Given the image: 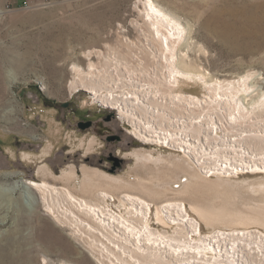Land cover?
<instances>
[{"label":"rangeland","instance_id":"1","mask_svg":"<svg viewBox=\"0 0 264 264\" xmlns=\"http://www.w3.org/2000/svg\"><path fill=\"white\" fill-rule=\"evenodd\" d=\"M155 2L181 18L185 25V44L182 50L177 51L178 61L188 70L201 72L204 76L200 80L181 78L177 93L204 98L207 95L205 83L213 79L234 80L248 71L253 74L250 80L253 88L244 96L246 105L264 91V48L256 50L257 43L253 39L259 33L247 22L249 15L264 17V0H251V7L248 6L251 11L245 14L242 0ZM6 7L9 11L0 13V184H12L18 180L38 184L45 182L59 193H71L78 202L85 201L100 208L99 203L103 205L104 201L110 203L114 210L120 203L127 205L120 201L123 196H141L136 191L115 189L83 194L85 171L125 182L143 191L165 192V197L150 202V226L161 234L172 236L174 231L186 227L179 222H170L163 215L160 216L164 223H160L157 214L161 206L167 204L165 199L182 197L188 212L196 218L190 196L181 193L186 183L193 181V174H198L201 181L230 180L243 191L264 183V171L240 172L238 176H223L220 173L206 176L204 171L201 174L200 166L205 169L207 164L200 162L199 165L198 158L192 153L184 152L174 143H171L172 146L177 148L157 144V138L163 139V134L160 136L159 132L141 133L145 129L143 123L149 125V120L136 114L140 111L133 102L117 96L122 92L132 94L136 91L142 96L151 92L152 98L144 100L149 101L150 106L166 110L170 109V102L161 98L171 96L163 88L160 100L155 99L156 91L144 86L145 83L151 87L158 84L143 73L152 77L149 71L155 68L160 82L165 75L160 58L161 44L140 14L142 0H7L0 11L4 12ZM262 27L261 34L264 35V25ZM111 56L115 60L112 66L119 67L115 69L116 78H120L123 84L130 83L132 87L113 89L108 81L100 84L92 80L88 83L112 89L97 91L96 95L102 98L116 92L114 102H122L124 109H132L131 113L121 110L122 106L108 108L93 102L94 93L88 89L81 88L74 94L69 90L75 64L82 73H86L89 63L98 65L103 58L111 60ZM138 61L143 65L139 66ZM126 72L133 73L130 76L132 82L126 80ZM107 73L111 77L114 75L109 69ZM52 100L58 102V107ZM67 102L71 107L101 112L106 118L111 116L110 121L104 119L109 132L99 134L94 128L80 129L76 117L62 106ZM147 103L140 104V107H147ZM173 110L178 112L174 116L190 118L184 108ZM119 114L130 118L122 119ZM258 114L263 121L264 111L259 110ZM158 128L160 130L162 126L158 124ZM133 132L139 133L138 137ZM5 137L10 139L6 141ZM190 143L197 145L192 138ZM8 147L12 148L15 158L6 166L4 157L9 155ZM178 164L184 167L178 169L175 166ZM186 167L193 173L188 174ZM72 169L76 175L66 182L64 175ZM104 192L107 199L100 197V193ZM10 195L0 191V264H44V259L46 264H97L98 250L88 243L92 239L96 242L103 240L97 231L90 234L84 225H79L85 235L74 234L69 226H62L58 219L49 215L43 204H26L18 194L14 197ZM65 208L68 209L69 205L65 204ZM131 209H126L127 213ZM73 212L96 226L74 209ZM64 220L71 222L70 219ZM128 220H133V217ZM201 224L203 235L215 232L214 228L203 222ZM259 229L264 232V229ZM107 236L111 239L113 233Z\"/></svg>","mask_w":264,"mask_h":264},{"label":"bare ground","instance_id":"2","mask_svg":"<svg viewBox=\"0 0 264 264\" xmlns=\"http://www.w3.org/2000/svg\"><path fill=\"white\" fill-rule=\"evenodd\" d=\"M142 2L143 9L140 14L162 47L160 58L163 75H165V79L161 77L160 82L155 68L149 71L152 77L143 73V76L158 84L151 87L145 83L144 86L148 90L156 91V96H153L155 99L160 100L159 96L164 91L163 88L166 89L164 92L170 93L171 96L161 98L170 102L168 110L150 106L147 103L149 101H145L152 98L151 92L144 96L136 91L132 94L122 92V95L117 96L124 101L133 102L134 107L139 108L137 110L140 111H136V114L140 118L148 119L151 123L149 125L143 123L145 129L143 128L144 131L141 133L149 131L157 134L159 132L160 136L163 134V139L157 138V144L171 147V143H174L184 152L192 153L198 158L196 159L199 165H201L200 162L207 164L205 169L202 165L198 167L201 174L204 171L206 176H211L212 173L238 176L240 172L264 171V120L261 121L258 114L259 110L264 111V91L249 105L244 102V96L253 88L250 83L253 74L248 71L234 80L213 79L208 83L204 82L207 92L204 98L177 93L176 88L179 87L181 78L200 80L204 77L201 72L188 70L177 59V51L182 50L185 44V25L181 18L166 11L155 0H142ZM242 2L245 5L244 14L249 13L251 0H242ZM247 22L259 33L253 39V42L257 43L256 50L259 51L264 48V35L261 34L264 17L249 15ZM114 61L111 56V60L109 57L103 58L98 65L89 63L86 73H82L75 64L73 79L69 83L71 94L81 88L88 89L94 93L93 102H102L105 106L120 108L122 102H114L116 92L99 98L100 95H96L97 91L113 90L88 83L92 80L100 84L108 81L112 83L113 89L132 87L130 83L123 84L120 78H116L115 69L118 66H112ZM138 64L143 65L141 61H138ZM108 69L114 74L113 77L107 73ZM125 75L126 80L132 82L130 76H133V73L126 72ZM39 84L45 88L42 82ZM145 103L147 107H140V104ZM182 107L186 109L190 118L174 116L178 112L175 113L173 108L180 110L183 109ZM121 110L132 112V109L129 111L123 106ZM119 116L122 119L126 117L125 114H119ZM158 124L162 126L160 130H157ZM133 134L138 137L139 133L133 132ZM191 138L197 145L190 143ZM144 159L148 158L144 157ZM175 166L178 169L184 167L183 164ZM186 170L188 174L191 173L189 167H186ZM75 173L74 169L65 173L64 180L70 182L75 177ZM85 174L83 194L98 190H131L136 191L135 193L141 198L125 195L120 201L127 205L120 203L114 210L110 207V203L107 204L104 201L103 205L99 203L100 208L89 205L85 201L78 202L71 193L67 191L59 193L55 187L45 182L38 184L30 180H18L12 184H0V191L9 192L10 197L18 194L26 204L28 202L32 205L43 204L49 215L58 219L62 226H69L74 234L85 235L79 225H84L86 232L90 234L97 231L103 240L88 241L91 248L98 250L97 264H264V232L259 229H264V183L258 186L252 185L249 189L247 188L248 190L246 189L247 191H243L242 187L234 186L230 180L220 178L215 182L201 181L198 174H193V181L186 183L181 193L190 196L196 218L188 212L184 198L165 199L164 202L167 204L161 208L159 206L157 221L164 223L161 217L163 215L170 222L182 223L187 229L179 228L180 231L179 229L174 231V235L166 236L150 226L152 215L150 202L155 201L154 199H162L166 196L165 192L143 191L106 176L88 171H85ZM100 197L107 199V194L100 193ZM65 204L69 205L68 209L65 208ZM128 208H132L129 213L126 211ZM73 209L77 214L84 215L86 219L94 222L96 226H92L87 222L88 220H82L73 212ZM121 213L127 215L128 219L133 217V220L124 218ZM59 216H63L66 220L70 219V224ZM200 221L214 228L215 232L212 235H203ZM219 228H229V230L223 231ZM253 228L258 229L253 230ZM110 233H113L112 240L111 236H107ZM45 261L44 259V264H46Z\"/></svg>","mask_w":264,"mask_h":264},{"label":"flooded vegetation","instance_id":"3","mask_svg":"<svg viewBox=\"0 0 264 264\" xmlns=\"http://www.w3.org/2000/svg\"><path fill=\"white\" fill-rule=\"evenodd\" d=\"M52 103L58 107V102L52 100ZM99 104L103 107L110 108L109 106H105L102 102ZM62 106L69 110L72 116L76 117L77 125L80 129L87 130L94 128L99 134H105L109 132V128L105 126L104 119L106 121H110L111 116L106 118L104 116V113L101 112H93L88 110H81L76 107H71L70 102L62 104Z\"/></svg>","mask_w":264,"mask_h":264},{"label":"crops","instance_id":"4","mask_svg":"<svg viewBox=\"0 0 264 264\" xmlns=\"http://www.w3.org/2000/svg\"><path fill=\"white\" fill-rule=\"evenodd\" d=\"M10 1H12V0H10ZM13 1H15V0H13ZM6 3H7V0H0V8H1L2 6H4V5H6ZM9 139H10V138H9ZM9 139H8V137H5V140H6V141H8ZM11 150H12V148H9V147H8L9 155L6 154L5 157H4V159H5L4 161H5V163L7 164L6 166H8L9 163H13L14 158H15V157H13V155H12V153H11ZM1 161H3V160H1ZM6 166H5L4 168H6Z\"/></svg>","mask_w":264,"mask_h":264},{"label":"built area","instance_id":"5","mask_svg":"<svg viewBox=\"0 0 264 264\" xmlns=\"http://www.w3.org/2000/svg\"><path fill=\"white\" fill-rule=\"evenodd\" d=\"M8 9H9V7H6L5 11H4V12H3V11H0V13H1V12H2V14H3V13H6V12L9 11Z\"/></svg>","mask_w":264,"mask_h":264},{"label":"water","instance_id":"6","mask_svg":"<svg viewBox=\"0 0 264 264\" xmlns=\"http://www.w3.org/2000/svg\"><path fill=\"white\" fill-rule=\"evenodd\" d=\"M113 139H115V138H113ZM172 148H177V147H174V146H171ZM190 154V153H189ZM196 162V161H195Z\"/></svg>","mask_w":264,"mask_h":264}]
</instances>
